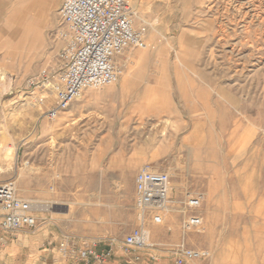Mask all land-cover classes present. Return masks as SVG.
Here are the masks:
<instances>
[{
  "label": "rangeland",
  "instance_id": "374dc122",
  "mask_svg": "<svg viewBox=\"0 0 264 264\" xmlns=\"http://www.w3.org/2000/svg\"><path fill=\"white\" fill-rule=\"evenodd\" d=\"M59 3L0 0V183L49 207L37 225L120 243L139 224L134 179L149 165L169 173L174 202L203 198L186 239L210 257L192 264H264V0H128L146 49L48 120L54 97L34 81L59 68ZM179 218L153 244L176 240Z\"/></svg>",
  "mask_w": 264,
  "mask_h": 264
},
{
  "label": "built area",
  "instance_id": "2783aa9c",
  "mask_svg": "<svg viewBox=\"0 0 264 264\" xmlns=\"http://www.w3.org/2000/svg\"><path fill=\"white\" fill-rule=\"evenodd\" d=\"M57 14L61 28L57 33L60 50L59 68L53 73L42 70L34 82L47 86L54 104L46 118L54 120L79 100L86 90L115 85L121 75L119 59L124 53L146 49V27H135L128 0H60ZM34 82L31 84L33 85ZM134 199L139 224L122 239V248L145 251L153 248L148 227L171 231V217L179 214L178 241L171 246L174 264H192L210 257L206 249L193 248L187 235L203 227L200 194H186L175 202L171 198L173 184L167 172L149 165L142 166L134 179ZM33 203L18 197L10 182L0 183V231L16 233L35 229L38 218ZM62 258L102 264L94 250H83L78 244L65 241L60 246Z\"/></svg>",
  "mask_w": 264,
  "mask_h": 264
},
{
  "label": "crops",
  "instance_id": "0c3cea01",
  "mask_svg": "<svg viewBox=\"0 0 264 264\" xmlns=\"http://www.w3.org/2000/svg\"><path fill=\"white\" fill-rule=\"evenodd\" d=\"M155 227H148L150 234ZM63 229L48 221H39L34 230L23 229L16 233L0 231V247L3 249L5 264H96L81 260L62 258L60 246L65 241L76 243L83 250H94L102 258V264H174L170 249L176 240L171 235L160 238L154 247L145 251H129L125 253L122 241H75L63 234ZM150 233V234H149Z\"/></svg>",
  "mask_w": 264,
  "mask_h": 264
},
{
  "label": "bare ground",
  "instance_id": "6f19581e",
  "mask_svg": "<svg viewBox=\"0 0 264 264\" xmlns=\"http://www.w3.org/2000/svg\"><path fill=\"white\" fill-rule=\"evenodd\" d=\"M33 208L35 210L39 211L40 213L49 210V207L47 205H45V204H38L37 202L33 203Z\"/></svg>",
  "mask_w": 264,
  "mask_h": 264
}]
</instances>
